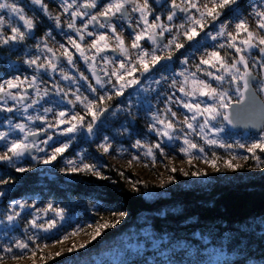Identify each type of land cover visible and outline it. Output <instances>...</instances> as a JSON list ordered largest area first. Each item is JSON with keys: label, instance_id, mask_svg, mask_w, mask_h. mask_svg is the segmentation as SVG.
<instances>
[{"label": "snow or ice", "instance_id": "obj_1", "mask_svg": "<svg viewBox=\"0 0 264 264\" xmlns=\"http://www.w3.org/2000/svg\"><path fill=\"white\" fill-rule=\"evenodd\" d=\"M45 23L47 30L37 36ZM54 29L66 41L59 43L58 49L50 43L56 40ZM205 40L212 43L205 46ZM0 50L5 53L0 61L6 67H17L10 59L16 56L32 70L30 76L0 78V165L15 173L63 160L59 171L65 175L107 179L97 164L85 162L84 151L75 159L64 154L81 134L92 138L105 155L123 153L127 149L116 147L117 138L131 139L139 119H144L147 132L157 139L150 144L136 139L131 147L144 149L153 160L156 151L165 154V141L181 140L179 151L191 163L193 150L205 151L190 138L196 134L208 146L245 149L257 167L264 165L257 155L264 153V105L257 138L235 145L214 138L224 131V123L237 127L253 120L254 109L244 105L250 99L255 101L257 93L264 95V0H0ZM77 60L87 65L91 79L80 71ZM69 69H75L78 76ZM81 81L86 82L88 94L81 91ZM152 99L163 104V109L153 107ZM113 100L118 102L113 104ZM77 106L83 111H76ZM173 106L191 114L184 116L183 128L174 122L178 113ZM204 159L219 171L215 153L212 160ZM232 160L224 162L226 168L241 167ZM31 161L35 164L25 166ZM14 183L10 175L0 177V199L11 191L2 186ZM125 215L121 211L114 223L98 224L91 241L101 236V229L119 224ZM65 219V209L54 203L41 208L33 198H8L0 207V237L7 240H0V253L18 249L34 255L42 250L37 244L38 233H53ZM21 221L25 238L10 236ZM68 238L65 235L63 240ZM74 250L75 245L67 249L69 253ZM159 255L162 260L141 264H184L165 252ZM4 260L5 255L0 254V264Z\"/></svg>", "mask_w": 264, "mask_h": 264}, {"label": "trees", "instance_id": "obj_2", "mask_svg": "<svg viewBox=\"0 0 264 264\" xmlns=\"http://www.w3.org/2000/svg\"><path fill=\"white\" fill-rule=\"evenodd\" d=\"M4 54L0 50V56ZM12 71L0 61V78ZM101 172L107 179L34 169L21 174L0 165V177L10 175L15 181L2 186L11 188L3 206L8 198L38 196L42 203H54L96 223L106 218L114 223L119 212L126 213L119 224L101 229V236L84 249L50 257L44 264H95L111 254L141 264L159 260L161 251L173 249L174 255L192 248L224 252L223 264L264 263V169L210 172L204 182L169 170L167 178L158 175L162 184L113 166ZM138 240L145 243L143 250L131 253L127 246Z\"/></svg>", "mask_w": 264, "mask_h": 264}, {"label": "rangeland", "instance_id": "obj_3", "mask_svg": "<svg viewBox=\"0 0 264 264\" xmlns=\"http://www.w3.org/2000/svg\"><path fill=\"white\" fill-rule=\"evenodd\" d=\"M44 28V24L40 28L41 30ZM66 43V41L64 40ZM53 47L56 45L54 44V41L50 42ZM211 41L205 40L204 45L207 46L211 44ZM54 44V45H53ZM70 47V46H69ZM74 51V50H73ZM179 55V53L177 54ZM14 61V60H11ZM3 62V61H2ZM195 61H193L194 63ZM4 63V62H3ZM17 67H21L24 69L25 65L22 64V62L16 61ZM174 67L179 70L180 65L176 64ZM8 70H14L12 71L11 75L4 76L2 78H10L12 75H20L25 76L23 73H21V70L7 67ZM18 72V73H17ZM75 75V74H74ZM66 83V82H64ZM82 92L85 94L87 93V85L83 86ZM129 92H132L131 89L128 90ZM165 93H162V96ZM155 95V94H153ZM261 95V94H259ZM127 96V94H126ZM262 96V95H261ZM119 100H123L125 98H118ZM133 100H136V97H133ZM118 100H113L112 103H117ZM153 107H159L161 110L163 109V104H158L157 99L151 100ZM210 102V101H207ZM11 103V102H10ZM63 107V105H62ZM71 107V106H68ZM173 110L177 111V117L174 118V122L178 123V125L183 128V119L185 115H191L190 113H187L186 110L182 108H178L176 106H173ZM31 111V110H30ZM76 111H83L82 107L77 106ZM141 116H143V112H141ZM122 118V117H121ZM169 118L171 116L169 115ZM202 119V118H199ZM112 121L109 120V123ZM215 123V122H214ZM224 127V131L219 133L218 136L214 137L216 139H219L220 141L226 143V144H232L235 145L237 142L239 143H247L251 141L254 138H257L259 133L257 134H249L247 132L245 133H233L228 130L227 125L224 123L222 125ZM136 134L133 135L131 139L128 137H118L116 144V147H123L127 149V151L120 153V152H112L110 154H103L102 152L97 150L96 142L92 138H86L85 135L81 134L78 135L77 138L73 141L72 147L64 154L65 157L69 159H75L76 154L80 153L81 151H84L87 159L85 162L88 163H95L100 167V170L102 171L103 168L113 166L115 168H118L120 170H128L133 171L135 173L140 174L142 177H145L149 179L152 182H155L157 184H162L161 179L158 177L159 174H161L164 178L168 177V171L172 168H175L178 171H181L183 173L187 172L189 173V176L193 179L202 180L204 182L206 180L207 175L205 176H192L191 173L195 171H201L205 173L210 172H221V173H231L235 171H241L246 170L248 172H260L264 169V165L261 167L256 166V161L254 159H251V154L246 152L245 149H241L238 147H231V148H222L218 146H208L204 143L202 139L196 134H192L190 137L194 142L198 143L199 145L203 146L205 151L204 153H199L193 150V158L191 159V163H189V157L185 156L183 153L179 151V148L183 146V143L181 140H176L172 142L165 141L163 144L165 154L161 155L158 151L155 152V159L153 160V157L145 155L144 149H134L131 147V144L134 143L136 139H141L144 143L150 144L156 142V137L154 134L147 132V127L144 119H139L138 122L135 125ZM187 129H185L186 131ZM59 140L65 139L64 137H58ZM122 141L123 143H119ZM213 153H215L216 157V164L219 168V171H217L215 168L211 166L210 163L205 162L204 157L206 156L207 159L210 161L213 159ZM38 155H43V153H39ZM257 155L261 156V159L264 160V153L257 152ZM133 156H138V159H133ZM199 156V159H196L195 157ZM235 156L236 159L232 160V157ZM248 156L249 159H243V157ZM232 160L233 164H239L241 165L240 168L236 170H232L225 167V161ZM31 164H35V161L30 162ZM61 167H64L63 160H61L59 163H56L53 165H41V164H35L34 170L42 173V174H51V173H58L62 176H69L61 173L59 169ZM72 175V174H71ZM25 198H33L37 201V204L39 207L43 208L48 203H42V199L38 196H28ZM4 199H0V207L3 206ZM52 214L49 213V216ZM66 219L58 226L56 230H54L53 233H38L40 236V239L37 241V244L42 249L40 251H36L33 255V252L30 250H25L24 252H20L18 249H14L13 253L4 254L5 260L3 261V264H44L47 261L50 260V257H59L56 256V253L60 252L61 255H63L65 252L69 253L67 249L76 246L75 251L81 250L79 248V245L85 244L86 247L90 244L89 241H91V235L95 231L98 224L104 223V222H111L110 218H106L104 220H101L100 222L96 223L92 220L83 219L79 216H76L75 214H70L68 212H65ZM83 228L82 231H77L79 228ZM75 233V234H73ZM28 234H31V230ZM10 236H15L19 238H25V233L23 232V221H21L20 227L14 230L13 232L9 233ZM67 235L69 238L67 240H63V237ZM0 240H3L4 243L7 242L6 239L0 237ZM58 240L62 242H57ZM93 241H91L92 243ZM145 243H140V240L136 241V243L131 244L129 243V247L127 246V249L133 253H141V250H143ZM46 245V246H45ZM156 245L153 243V247ZM31 247L35 248V245H32ZM84 249V248H83ZM176 250H179L178 247L174 248ZM170 258L177 260L178 262L183 261L184 264H223V260L226 257L225 253L216 250V249H198V248H192L190 250H184L180 251V253H176L173 255L175 250L169 249L167 251H164ZM72 253V252H71ZM12 255L20 256L21 258L19 260H14L11 258ZM60 255V256H61ZM163 257L160 256L159 260H162ZM121 261H124L123 255H108L104 256L101 259H98L95 264H121ZM131 264V263H128ZM251 264H264L260 262H253Z\"/></svg>", "mask_w": 264, "mask_h": 264}, {"label": "water", "instance_id": "obj_4", "mask_svg": "<svg viewBox=\"0 0 264 264\" xmlns=\"http://www.w3.org/2000/svg\"><path fill=\"white\" fill-rule=\"evenodd\" d=\"M264 105V95H259V93L256 94V99L255 101H252L251 99L249 101H246V104L244 107H248L250 109H254L255 111V118L251 121H243L241 124L237 127H233L231 125H227L228 130L233 132V133H249V134H257L259 133V124H260V109L261 106ZM238 107V106H237ZM3 114H0L2 116ZM251 124H256L257 127H252L250 126ZM32 162V161H31Z\"/></svg>", "mask_w": 264, "mask_h": 264}, {"label": "flooded vegetation", "instance_id": "obj_5", "mask_svg": "<svg viewBox=\"0 0 264 264\" xmlns=\"http://www.w3.org/2000/svg\"><path fill=\"white\" fill-rule=\"evenodd\" d=\"M47 28H48V24L45 23L44 24V28L41 30L42 32H40L38 30L37 33H36V35L37 36L43 35V32L46 31ZM53 34L56 36V40H54V44L56 45L55 48L58 49L59 48V43L64 42V37H63V35L59 34V30H55L54 29ZM109 55H115V54L109 53ZM12 60H14L15 62L16 61H19L16 56ZM77 66L79 67L80 71H83L84 74L87 75V76H89V78L91 79V72L88 71V67H87L86 64H84L83 60H77ZM15 69H16V71H18V69H20L21 70V73H23V75H25V76H30L32 74V70L31 69H28L26 65H25L24 69H22L21 67H18V68H15ZM69 70L73 74H75V75L78 76V73L76 72L75 69H69ZM85 85H86V82L81 81V90H82L83 86H85ZM29 91H31V90H29Z\"/></svg>", "mask_w": 264, "mask_h": 264}]
</instances>
